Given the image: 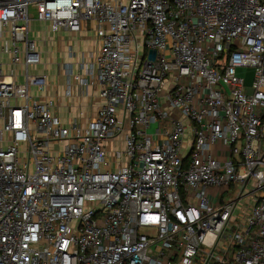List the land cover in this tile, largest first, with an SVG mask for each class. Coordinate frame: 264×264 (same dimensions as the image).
Listing matches in <instances>:
<instances>
[{"label": "built area", "instance_id": "2783aa9c", "mask_svg": "<svg viewBox=\"0 0 264 264\" xmlns=\"http://www.w3.org/2000/svg\"><path fill=\"white\" fill-rule=\"evenodd\" d=\"M31 6L100 43L67 122ZM0 264H264V0H0Z\"/></svg>", "mask_w": 264, "mask_h": 264}, {"label": "rangeland", "instance_id": "374dc122", "mask_svg": "<svg viewBox=\"0 0 264 264\" xmlns=\"http://www.w3.org/2000/svg\"><path fill=\"white\" fill-rule=\"evenodd\" d=\"M30 14L32 16V20L30 22V37L32 39H35L39 44V46H42L41 50V57L42 62L37 64L36 66H31L29 69L30 72V79H31V89L30 92L33 96L39 97L41 95H45L44 91L41 90L37 84L43 83L47 76L49 77V81L52 86L59 87L60 91L64 90L67 77L64 73L63 67L61 65L70 59V61H75L72 58L69 57L67 54L69 52L68 49L60 50L58 51L57 46L55 48L52 47V44L50 42H45L44 40H76L77 37L73 35L72 33H69L68 31H61L55 35H52L53 33L48 30L46 27V23L42 21H37L35 18L36 16V8L34 6L30 7ZM89 37H94L95 33L93 30L89 31L88 33ZM8 70L7 67H4V72ZM238 75L245 78L247 84L252 83L255 75V68L254 67H241L237 71ZM19 83L22 85H25V78L20 77ZM62 88V89H61ZM56 89V88H55ZM65 99H68V96L64 97ZM64 99V102L67 100ZM92 107H95L96 104L99 102L98 100L92 99L91 101ZM61 103L59 110V114L61 117L66 118L64 121H68L69 115H77L78 109L73 107L72 105H64ZM155 123H153L149 128V133H152L155 129ZM111 148H117L122 147V144L120 143H112ZM146 232V231H143ZM210 239V236L208 237Z\"/></svg>", "mask_w": 264, "mask_h": 264}, {"label": "crops", "instance_id": "0c3cea01", "mask_svg": "<svg viewBox=\"0 0 264 264\" xmlns=\"http://www.w3.org/2000/svg\"><path fill=\"white\" fill-rule=\"evenodd\" d=\"M46 27L48 28V26H46ZM89 31L90 30L85 29L79 34H73V35H75L77 37L76 40H62L61 41V40H53V39L46 40L45 39L44 41L46 43L50 42L52 44L53 48H55V46H57L58 51L64 50L65 48L67 49L68 45H73L75 51L77 52L76 58L81 56V54H84V56L87 59H89L92 56V54L94 52H96V50L98 49V46L100 44L99 40H97L95 38V36L94 37H89L88 36ZM52 35H55V34H52ZM39 48H40V50H42V46H39ZM73 60H75V58ZM18 68H19V71H20L21 67H18ZM19 79H20V77H19ZM45 81L48 83V85L46 87V90L44 91V94L45 95H49V96H54L57 99V101L60 103V106H61V103H63L64 105H71V103L72 104H74V103L77 104V103L80 102V103L83 104V107L87 108V106L92 105L91 104L92 103L91 102L92 99L99 101V99L96 96V92H94L91 88H89V92H90L89 96H86V97L84 96L81 99L75 98V96L72 97V98L65 99L64 98L65 96L63 94V90L60 91L59 87L52 86L50 81H49V77L48 76H47ZM74 91L76 93L75 95L77 96L79 88L76 87ZM45 95H41V96H45ZM64 99L67 100V101L64 102Z\"/></svg>", "mask_w": 264, "mask_h": 264}, {"label": "water", "instance_id": "95a60500", "mask_svg": "<svg viewBox=\"0 0 264 264\" xmlns=\"http://www.w3.org/2000/svg\"><path fill=\"white\" fill-rule=\"evenodd\" d=\"M155 50H151L150 51V57L153 59V58H155Z\"/></svg>", "mask_w": 264, "mask_h": 264}]
</instances>
